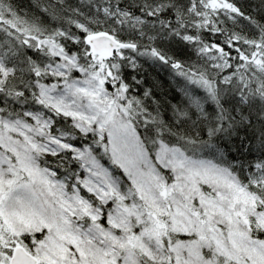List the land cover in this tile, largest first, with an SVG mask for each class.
I'll list each match as a JSON object with an SVG mask.
<instances>
[{
    "label": "snow or ice",
    "instance_id": "1",
    "mask_svg": "<svg viewBox=\"0 0 264 264\" xmlns=\"http://www.w3.org/2000/svg\"><path fill=\"white\" fill-rule=\"evenodd\" d=\"M0 264H264V0H0Z\"/></svg>",
    "mask_w": 264,
    "mask_h": 264
},
{
    "label": "trees",
    "instance_id": "2",
    "mask_svg": "<svg viewBox=\"0 0 264 264\" xmlns=\"http://www.w3.org/2000/svg\"><path fill=\"white\" fill-rule=\"evenodd\" d=\"M15 2L24 5L27 3V0H15Z\"/></svg>",
    "mask_w": 264,
    "mask_h": 264
}]
</instances>
